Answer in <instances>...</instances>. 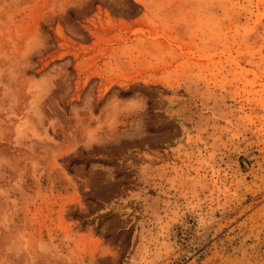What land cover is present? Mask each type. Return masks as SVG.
I'll return each instance as SVG.
<instances>
[{
    "label": "rangeland",
    "instance_id": "rangeland-1",
    "mask_svg": "<svg viewBox=\"0 0 264 264\" xmlns=\"http://www.w3.org/2000/svg\"><path fill=\"white\" fill-rule=\"evenodd\" d=\"M0 264H264V0H0Z\"/></svg>",
    "mask_w": 264,
    "mask_h": 264
},
{
    "label": "bare ground",
    "instance_id": "bare-ground-1",
    "mask_svg": "<svg viewBox=\"0 0 264 264\" xmlns=\"http://www.w3.org/2000/svg\"><path fill=\"white\" fill-rule=\"evenodd\" d=\"M251 154V153H250Z\"/></svg>",
    "mask_w": 264,
    "mask_h": 264
}]
</instances>
